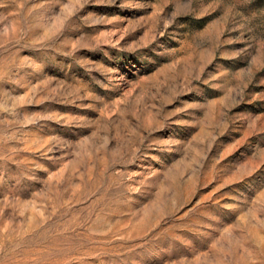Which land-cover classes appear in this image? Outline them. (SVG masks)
I'll return each instance as SVG.
<instances>
[{
    "label": "rangeland",
    "instance_id": "obj_1",
    "mask_svg": "<svg viewBox=\"0 0 264 264\" xmlns=\"http://www.w3.org/2000/svg\"><path fill=\"white\" fill-rule=\"evenodd\" d=\"M0 264H264V0H0Z\"/></svg>",
    "mask_w": 264,
    "mask_h": 264
}]
</instances>
